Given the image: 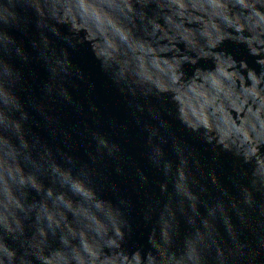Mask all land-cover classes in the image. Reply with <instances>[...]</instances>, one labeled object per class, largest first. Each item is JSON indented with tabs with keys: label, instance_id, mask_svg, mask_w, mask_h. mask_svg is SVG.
<instances>
[{
	"label": "clouds",
	"instance_id": "9594fccd",
	"mask_svg": "<svg viewBox=\"0 0 264 264\" xmlns=\"http://www.w3.org/2000/svg\"><path fill=\"white\" fill-rule=\"evenodd\" d=\"M35 2L40 5L36 27L66 45L50 68L53 75L85 81V74L73 68L68 50L78 53L87 46L97 74L132 97L128 107L133 115L147 112L155 121L149 127L141 118L135 120L146 133L147 160L165 175L172 168L162 145L172 139L173 99L181 101V112L186 107L196 117L187 131L204 143L222 145L244 163L264 159V0ZM165 38L168 43L161 45ZM43 39L47 48L48 39ZM9 76L7 70L0 73V97L12 87ZM86 83L89 90L95 88V81ZM43 91L74 111L82 110L64 89L54 92L51 84H44ZM151 100L159 105L157 111L148 110ZM14 107L21 108L19 103ZM228 108L245 112L238 124L225 120ZM88 111L97 108L89 103ZM27 120V112L21 111L20 121ZM20 121L0 111V129L18 136L13 144L0 133V264H264V201L246 192L239 204L217 200L209 207L213 220L219 216L229 225L230 246L218 244L214 229L202 220V227L177 247L175 215L168 208L157 225L138 236L137 225L126 214L132 202L120 197L113 205L99 194L103 180L96 168L98 155L89 153L82 160L70 149L53 155L38 138L29 142L20 135ZM93 140L97 154L117 158L118 145L100 134ZM172 147L182 154L180 144ZM113 172L122 174L123 169L117 165ZM253 175L264 188V164ZM110 187L119 192L117 185ZM31 193L38 199L29 200ZM229 207L239 218L238 229L231 225ZM151 211L149 206L142 216L145 224ZM243 229L251 230V244L240 238Z\"/></svg>",
	"mask_w": 264,
	"mask_h": 264
},
{
	"label": "water",
	"instance_id": "95a60500",
	"mask_svg": "<svg viewBox=\"0 0 264 264\" xmlns=\"http://www.w3.org/2000/svg\"><path fill=\"white\" fill-rule=\"evenodd\" d=\"M39 18L40 5L35 0H0V38H3L0 43V73L7 70L11 76L6 79L12 81V87L0 97V111L12 121H20V112H27L28 120L20 121V135L29 142L38 138L40 144L52 150L53 155L65 149H70L82 160H86L89 153L98 155L96 168L103 180L99 194L113 205L117 204L120 197L132 202V211L126 214L137 225L138 236L157 225L161 214L168 208L175 215L177 247L194 228L202 227V220L212 226L218 244L230 246L229 225L219 216L213 220L208 215L209 207L217 200H223L226 204L228 201L239 204L246 192L254 200L264 201V188L260 187L258 176L253 175L264 164V159L244 163L242 158L223 150L222 145L204 143L200 137L187 131L195 123L196 117L186 107L181 112V101L173 99V118L170 119L172 139L162 145L165 159L171 162L172 168L165 175L147 160L146 133L135 122L139 117L143 124L154 127L155 121L149 118L147 112L133 115L128 107L132 97L126 92L121 93L117 85L97 74L87 46L78 53L68 50L73 68L85 74V81L75 76H54L50 68L55 67L54 61L66 45L50 32L44 31L42 34V30L36 27ZM60 30L63 32L65 29L60 26ZM44 36L48 39L47 48L44 46ZM7 40L14 44H8ZM160 43H168L167 38ZM16 48H19V53ZM91 53H95V47ZM87 80L95 81L94 89L89 90ZM44 84H51L54 92L66 90L81 103L82 110L74 111L58 98L51 99L43 91ZM136 98L142 99L139 96ZM16 103L21 106L19 111L14 107ZM89 103L96 106V112L88 111ZM147 107L150 111H157L159 105L151 100L147 102ZM244 115V111L228 108L225 120L230 118L238 124ZM165 119L168 117L165 116ZM0 133L11 143H18V136L13 132L0 129ZM96 134L120 147L116 159L105 153L97 154L93 140ZM174 143L182 146V154L177 155L173 151ZM36 151H39V146ZM260 153H264V146H260ZM182 161L186 163L182 164ZM117 165L123 169L122 174L113 172ZM138 171L143 174L144 180L140 179ZM112 184L118 186V193L112 192ZM162 185L166 186V191H161ZM223 193H227V196ZM31 199L38 197L31 193ZM149 206L152 208L151 221L145 224L142 216ZM227 214L232 227L238 229L239 218L236 213L229 207ZM189 220H195V224L188 223ZM240 238L251 244V230L243 229Z\"/></svg>",
	"mask_w": 264,
	"mask_h": 264
}]
</instances>
